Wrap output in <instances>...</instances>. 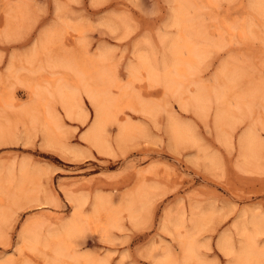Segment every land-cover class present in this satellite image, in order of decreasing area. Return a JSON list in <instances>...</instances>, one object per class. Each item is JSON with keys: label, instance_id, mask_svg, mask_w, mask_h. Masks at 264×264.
Here are the masks:
<instances>
[{"label": "rangeland", "instance_id": "374dc122", "mask_svg": "<svg viewBox=\"0 0 264 264\" xmlns=\"http://www.w3.org/2000/svg\"><path fill=\"white\" fill-rule=\"evenodd\" d=\"M189 1V30L204 53L190 69L181 52L179 101L161 80L181 33L171 19L174 0H0V264H161L166 247L181 257L173 223L183 221L184 234L203 213L197 252L228 264L219 235L229 232L239 249L237 223L251 230L258 218L264 226V128L244 164L238 144L253 126L249 115L235 112L220 127L215 101L182 106L218 83L232 111L237 95L263 94L264 0ZM139 58L158 71L156 80ZM100 70L115 101L103 148L86 139L95 109L81 80L103 84ZM63 94L73 98L71 115ZM171 119L189 136L181 144L170 140ZM118 124L134 129L121 143ZM142 188L150 190L144 204ZM114 210L119 227L107 237L101 228ZM165 222H173L170 231ZM58 240L69 246L61 253ZM256 244L264 250V228Z\"/></svg>", "mask_w": 264, "mask_h": 264}, {"label": "bare ground", "instance_id": "6f19581e", "mask_svg": "<svg viewBox=\"0 0 264 264\" xmlns=\"http://www.w3.org/2000/svg\"><path fill=\"white\" fill-rule=\"evenodd\" d=\"M174 2H176V6L173 9V14H172L171 19H172L173 24L180 28L179 32L181 33L178 36V38L177 37L176 39L174 38L171 44L172 46L170 45L172 63H171V66H169L166 62L164 76L161 80H162V83L165 85V89H167L168 92L172 93L175 97H177L179 101H181L180 98H181L182 92H181V86H180V80H179L180 75H179L178 66L182 64V59H181V54L183 53L182 51L186 50V52L184 53L188 54L187 61H185V59L183 60L185 62V65L190 69H194L197 63V60L201 58V55L204 53V50L201 46H199L200 42L199 43L197 42L198 35L194 33V31L189 30V27H191L192 25L190 24V18L188 17L187 11L191 6V2L189 0H174ZM139 59H140L139 61H141L142 58H139ZM141 62H142V65H145V67L149 69L150 78L152 80H156V78H158L160 75V74L157 75L158 71L155 72L154 68L151 66L152 64L148 65L149 63L145 59H142ZM171 67H174V70H171ZM135 70L136 68L131 66L130 71L134 72ZM180 70H182V68ZM171 71H174V73L176 72L177 74L175 73L176 75H172ZM99 72H101V70ZM110 76L112 77V75ZM107 78L110 81V78L105 70H104V73L101 72L99 74L98 79H100V81L103 82V84L101 85L99 84L95 86L94 84L91 83L90 79H86L85 77L81 78V80L84 81L85 94L87 95L88 99L90 100L91 104L94 106V109H95V119H94L92 127L90 128L89 132L86 135V139L90 141L97 148H103L104 146V143L106 141V135L109 133V127H107V125L110 124L109 121L113 120V122H115V120L112 119V116L110 115L111 113L109 112L110 106L113 105L115 101L113 102V99L107 94L108 85L105 84V79ZM108 80H106V82ZM111 82L112 81H110V83ZM225 88H226V85L223 83H218L217 85H215L212 88V91L210 93H204L205 90L203 91L202 88H198L196 93L193 96H191L187 102H182V106L191 105L194 108L201 110V109H205V106L208 101H215L218 106L216 117H215V123L217 126H220V127L222 124L231 122V120L236 116L235 112L239 113L240 115H247V116L249 115V117L252 120L253 126L249 122L252 127L250 126L248 131H246L244 135L240 137L239 144H238L240 152H241V157L243 158V163L249 164L253 160L254 156H256L255 149L260 144L257 127L258 125H261L264 128V92L263 94L259 96H258V93H255V91L254 93L250 92V95H249L250 100H248L247 97H244L242 95L241 96L237 95L235 98L236 99L235 100L236 110L232 111L228 109L229 94ZM53 89H52V92L55 91V89L54 90ZM258 97H261L260 100H257ZM259 101L263 102L261 104V107L259 105ZM62 102L64 104V108L66 109L68 115H71L73 98L68 94H63ZM77 105L78 104H76V107ZM257 105H259V107ZM144 108L148 112H151L152 109L154 108V105H151L149 103L144 104ZM257 108H260L261 110L257 111ZM171 120H174V119H171ZM177 123L178 122L175 123V120H174V122H171V125H169L170 126L169 127L170 140L175 145H178L180 141L184 139V137L185 139L189 138V136L186 137L187 135L185 133V129L180 127V124L178 125ZM220 129L221 128H219L218 130ZM135 130L137 131V129ZM133 132H134V129H132L131 126H128L127 124H120L118 126V134H117L118 141L120 143L123 142ZM222 139H225V138H222ZM136 193H137V199H139V202H141V204H144L148 199L150 190L147 188L146 189L142 188V189H138ZM98 201L99 200H97L96 201L97 203H94V205H98L102 203V200L99 201L100 203ZM101 206H100V209H101ZM95 210L96 209H94V211ZM128 210L130 211L132 223H138L139 216L141 215L139 213V210L141 209L135 208V205L133 204V205L128 206ZM113 212L114 214H111L109 216V219L106 225L101 228L102 232L107 237L111 235V230L113 228L119 227V222H118V219L116 218L117 212L115 210ZM203 214L205 216V213ZM193 216H196V214H194ZM204 216H201V218H199L200 221L195 220V218H192L190 220L191 221L190 227L184 232V234H181L179 230L180 228L185 227L184 224H182L183 221L177 222L175 220V222L177 223L165 222L164 228L166 231H170L169 230L170 223H173V228L175 230L174 234L177 235V241H178V246L180 248L181 257H179L176 254V252L173 250L172 247H166L165 248L166 250L163 254V258L160 260L161 264H180V263L188 264L189 262H192V261H194L196 264H212L208 262L204 257L199 256L197 252L196 235L198 234V230L200 228L199 224L204 222ZM178 221H181V220H178ZM251 225H252V229L247 230V226L244 223H241V225L238 223L236 224V228L241 230V235H242V240H241L242 245L239 249L235 248V246L233 245L229 232H224L219 235L217 239V243H216L217 248L219 249V251H221L225 256H227L230 259L228 264H264V250L260 251L258 248H256L257 247V244H256L257 236H259L260 233H262L264 226L262 222L258 220V218L253 223H251ZM74 230L75 228L70 224H66V226L64 227V231L68 235L73 234ZM63 241L65 242V240ZM64 242H62L61 240H58L56 244V249H58L59 253H61V251L69 247L68 244Z\"/></svg>", "mask_w": 264, "mask_h": 264}]
</instances>
